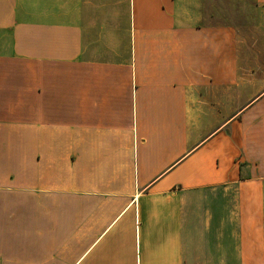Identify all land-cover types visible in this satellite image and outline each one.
<instances>
[{"label": "crops", "instance_id": "obj_1", "mask_svg": "<svg viewBox=\"0 0 264 264\" xmlns=\"http://www.w3.org/2000/svg\"><path fill=\"white\" fill-rule=\"evenodd\" d=\"M0 264H264V0H0Z\"/></svg>", "mask_w": 264, "mask_h": 264}]
</instances>
